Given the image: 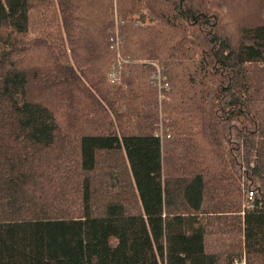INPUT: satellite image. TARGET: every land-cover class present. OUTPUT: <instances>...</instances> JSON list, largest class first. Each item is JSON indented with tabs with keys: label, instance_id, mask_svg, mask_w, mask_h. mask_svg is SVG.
Instances as JSON below:
<instances>
[{
	"label": "trees",
	"instance_id": "16d2710c",
	"mask_svg": "<svg viewBox=\"0 0 264 264\" xmlns=\"http://www.w3.org/2000/svg\"><path fill=\"white\" fill-rule=\"evenodd\" d=\"M0 264H264V0H0Z\"/></svg>",
	"mask_w": 264,
	"mask_h": 264
},
{
	"label": "built area",
	"instance_id": "2783aa9c",
	"mask_svg": "<svg viewBox=\"0 0 264 264\" xmlns=\"http://www.w3.org/2000/svg\"><path fill=\"white\" fill-rule=\"evenodd\" d=\"M109 77H110V79L112 81H114V80L117 79L115 72H111L110 75H109ZM247 198H248L249 201H252V199H253V192L252 191H248Z\"/></svg>",
	"mask_w": 264,
	"mask_h": 264
}]
</instances>
